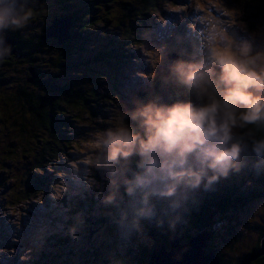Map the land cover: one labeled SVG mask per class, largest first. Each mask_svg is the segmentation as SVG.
I'll return each mask as SVG.
<instances>
[{
    "label": "trees",
    "instance_id": "obj_1",
    "mask_svg": "<svg viewBox=\"0 0 264 264\" xmlns=\"http://www.w3.org/2000/svg\"><path fill=\"white\" fill-rule=\"evenodd\" d=\"M162 3L174 4L176 0H34L31 6L36 9V14L29 21L28 28L22 31V34L9 30L10 35L16 40L13 46L14 53L1 60L0 65L8 64L14 67L17 63L29 65L24 70L23 86L14 87L15 83L11 81L13 72L0 81V86L6 82V89L15 88L13 93L0 92V121H11L12 124H17L16 127L11 125L9 129L6 123L0 127V130L4 128L6 132L9 130L14 132L10 141L0 144L2 158H0V167L12 172L4 161H13L12 156L9 155L11 152L15 154L19 152L21 158L29 160L28 171L26 170L27 172L25 171L19 178L21 185L17 190L16 202H25L40 196V203L46 204L44 213L46 218L53 223H62L58 216L52 215V212H58L57 208L63 205L66 197L62 194L61 198H58L60 200L53 203L52 208H47V200L54 198L52 194L56 187V178L53 173L49 174L48 169H53L56 161L63 156L69 159L74 157L75 154L71 152L73 150L81 152L84 141L88 142L83 133L78 134L76 122L89 130L102 132L114 120L123 118L131 122V115L139 108L132 102L122 101L118 86L114 82L109 92L99 95L94 89L95 79L93 84L73 88L57 75V69L67 67L79 70L85 64L95 69L96 65L100 68L105 63L106 66H114L112 71L114 75L111 74V77L116 81L115 76L120 73L118 70L122 71L123 66L131 65V61L125 58L123 49L129 50L133 46L134 50L142 45L139 34L134 32L147 29L144 18L150 12L164 13ZM109 16H114L116 20L110 19ZM54 18L65 19L69 24V35L64 42L47 35L46 29ZM106 21L110 23L104 25ZM117 28L122 29L119 32L121 35L114 32ZM104 29H110L111 34H115L118 39L110 40L111 37L109 39L105 37L107 32ZM95 32H99L101 37L109 40L108 43H103V48L106 44L108 49L95 50L94 39H92L95 37ZM47 50H50L47 57H43ZM84 51L90 53L88 58L81 56ZM17 54L23 56L17 59L19 58L16 57ZM186 54L189 52L184 48L177 62L181 60L187 62V58H184ZM35 64L38 66H34ZM14 67L11 69H15ZM78 70L77 76L80 78L81 73ZM107 77V74L98 71L97 78ZM165 77L167 76L164 75ZM166 80L169 79L166 78ZM176 80L180 81L178 78ZM162 82L164 83L159 76L153 77L151 80L153 89L151 91L147 90L150 87L138 89L137 98L157 105L189 98L190 91L176 85L177 82L173 81L174 88L170 86L166 89L168 94L166 100L169 101L160 100L157 97L162 94ZM93 102L94 105L102 102L109 109L118 106L121 111L117 116L114 115L116 119L111 118L110 111L105 112L101 107L95 108ZM100 119L101 121H98ZM71 127L75 128L74 131L70 130ZM249 129L252 132L246 139L245 135L242 133L240 135L243 143L245 141L251 145L253 139L264 135V128L250 126ZM5 131H3L4 134ZM45 135L47 137H44ZM32 143L41 145L37 146V149H31ZM106 154L107 149L104 158L92 156L87 159L90 165L96 168L95 170L90 167V185L86 189L82 187L86 191L84 197L87 201L78 200L77 210H72L77 212V220L84 217L83 221H79L83 224L79 223L78 226L73 224L76 218L73 212L68 210L66 217L69 216L67 219L70 223H62L65 228L63 234L58 233L53 238L56 246L60 241L65 248L68 247L67 250L71 249L65 252V259L72 261L73 255L77 256L74 254V248L77 247L79 239H83L86 247L91 248L88 251H91L93 255L92 259L86 261L87 264L91 261L92 264H135L133 260L137 264H150V255L158 242H163L168 247L172 236L178 235L180 242L183 243L189 242L200 232L214 231L212 237L208 239L204 252L216 254L221 264H264V252H259L264 239V228L259 229L256 241L249 248L241 244L240 241L243 238L239 237L238 232L236 236L232 232V225L243 215H252V209L247 208L255 205L254 202L258 201L257 209L264 211V157L252 153L249 159L241 158L243 163L241 167L249 173V184H245V179L235 168H230L227 178L219 177L217 181L210 184L207 183V179H204L206 182L202 184L203 186L188 188L191 191L205 189L200 191L197 197L191 198L190 203L182 205L180 211L173 212L170 207L176 205L169 203L172 202L170 199H167L169 201L167 202L164 197L153 194H148L145 198V190L131 183L134 175L143 171L137 166L139 157L133 156L131 163L126 164L123 161L119 163L108 161ZM93 179L98 181L99 186L93 184ZM29 181L34 185L30 187ZM240 185H244L245 188L242 189ZM71 187L68 188L66 185L65 195L70 194ZM129 187L132 188L131 193L127 191ZM189 193L190 196L193 195L192 192ZM99 200H103L102 205ZM134 210L141 214L140 218L143 222L135 219L139 217L132 213ZM220 220H224L227 224L220 227L222 224ZM122 224L139 227L140 239L135 248L129 244L125 246L123 240L117 236V229ZM222 227H230L229 232H226L230 237L229 240L218 236ZM87 236L92 237L86 239ZM217 237L220 238L214 243ZM119 246L126 248L125 260L120 254L121 251L118 250ZM235 249H238V255L235 254ZM57 254L56 252L55 257L52 258L53 255L50 256L49 252L46 250L43 252L44 257L53 260L59 257ZM234 254L237 261L230 263L231 256ZM44 261L51 263L46 258Z\"/></svg>",
    "mask_w": 264,
    "mask_h": 264
},
{
    "label": "rangeland",
    "instance_id": "obj_2",
    "mask_svg": "<svg viewBox=\"0 0 264 264\" xmlns=\"http://www.w3.org/2000/svg\"><path fill=\"white\" fill-rule=\"evenodd\" d=\"M161 7L163 8L162 12L164 13L153 11L144 18L148 31L146 29L145 31L134 32L135 34H139V37L142 40V45L134 50L133 46L129 50L126 48L123 49L125 58L131 61V65L129 67L123 66L121 69L122 71L118 70L120 73L115 76L116 81L115 78L112 79L111 77L114 66H106L105 63H103L100 68L96 65L95 69H91L89 64L83 65L79 68V70L77 68L61 67L57 69V75L62 77L71 87L73 86V88H80L82 85H90V83L93 84L95 79L96 83L94 84V89H96L97 94L99 93V95L104 92H109L114 82L118 86L120 92L119 95L121 96L122 101L132 102L136 107L141 109L144 105L148 104L149 101L137 98V91L138 89H147L148 87L150 88L147 90L151 91L153 89V87H151L153 84L151 83V80L155 76H159L164 81L161 86L162 94L157 97L160 100L167 99L168 94L166 89L170 86L174 88L173 81L177 82L176 85L188 90L187 86H184L182 83L179 84L181 81L178 82L176 80L177 78L179 79V76L174 70L178 64L177 61L181 56L180 49L183 50L185 48V51L189 52V54L184 55V58H187L186 63H198L204 61L206 56V45L211 40L213 33L218 31L219 28H228L229 32L237 35L240 42L251 41L253 51H256L259 47H264V0H176V3L174 4L162 3ZM162 14L163 16H161ZM110 19L116 20L114 16H111ZM233 21H235V24H233ZM108 23L110 22L106 21L104 25H107ZM29 25L30 24L28 22V25L24 29L17 31V33H21L26 30ZM59 26L61 33L63 32V27L66 25L64 23H60ZM100 28H102V26H100ZM104 30L107 32L105 37H108V39L109 37H111L110 40L118 39L115 34H111L110 29ZM120 31H122L120 28L114 30L115 33L121 35V33H119ZM190 31H193V35ZM172 32L175 34L173 37L168 38ZM1 34L4 37V33L2 32ZM57 35L60 34L57 33ZM94 36L95 37L92 39H94L93 43L96 51L104 48L105 50L108 49L106 44L103 48V43H108L109 40L101 37L99 32H95ZM190 36L193 37L190 39ZM49 37H55L57 39L60 38L56 35ZM11 48L12 46L2 45V48L0 47V53L5 54L10 51ZM49 51L50 50H47L43 57H47V53H49ZM173 53L178 55L177 60L168 58V55H172ZM83 55L84 58H88L90 53L88 51H84V54H81V56ZM22 56L23 55L21 54H17L16 57H19L17 59H20ZM161 57L163 58V61L160 60ZM39 58L44 59L42 57ZM191 59L194 60L190 61ZM182 62L183 61L181 60L180 63ZM28 66V64L25 65L22 63H17L15 67L11 65L9 66L8 64L0 65V81L2 79H6L13 72V78L11 81L15 83L14 87L17 88L19 86H23L24 70ZM34 66L38 65L35 64ZM12 67L15 69L12 70ZM76 69L81 73L80 78L77 76L79 73ZM43 70H45V68H43ZM98 71L107 74L108 77L104 79L97 78ZM164 75L167 77L164 78ZM166 78L169 80L167 81ZM5 84L0 86V92L2 93L6 91L7 93V91H9L10 93H13L15 88L6 89L5 86H7V84ZM190 98H192L191 93L189 94L188 99ZM93 106L95 108L101 107V109L105 112L110 111L112 114L110 117L115 119L116 117L114 115L117 116V114L121 111L118 106L109 109L102 102H99L98 105H94L93 102ZM98 121H101V119ZM117 121L118 120H114V122H110L105 129ZM4 123L8 125V129L11 125L15 127L17 125H14L15 123L12 124L11 121L6 122L2 120V122L0 121V127H2ZM76 125L79 130L78 134L83 133L88 142L84 141L85 143L82 144L81 152H76V150L71 152L75 154L74 157L69 159L68 157L63 156L56 161L53 169H48L49 174L53 173L56 178V187L54 188V192L52 194V197L56 200L54 198H50V200L46 199L48 202L47 208H52L53 203H57V201L60 200L58 198H61V195L63 194V197H66L63 205L57 208L58 212H52V215L58 216L60 221L62 223L65 222V224L70 223V220L67 219L69 216L66 217L68 210H77L76 204L79 203V201H87L84 197V192L86 191L83 190V188L86 189L88 188V185H90L89 174L91 168L93 167L96 170L95 166L90 165L87 159L92 156L98 158L102 156V158H104L105 150L107 149L106 146L97 147V143L101 141V137L103 136L105 129L102 132H96L81 126L77 122ZM3 129L0 130V144L10 141L14 136L13 130L6 132ZM74 129L75 128L72 127L70 128L71 131H74ZM3 131H5V134ZM250 132L252 131L249 128L234 130V139L238 140L242 146H244V150L241 154V158L244 159H246V157L247 159L251 158L252 151L251 145L245 141L243 143V140L241 139L242 136L240 135H245L246 139ZM16 133L17 132H15V134ZM44 137H47V135ZM40 145L41 144L32 143L30 147L31 149H37V146ZM9 155L12 156L13 161H4L12 172H10L7 168L0 167V264H47L48 261H44L45 258L51 261V263L48 264H87L86 261L92 259L93 255L91 251H88L91 248L86 247L83 239H79L77 247L74 248V254H77V256L73 255L72 261L65 259V252L71 249L67 250L68 247L66 246L67 248H65L64 244L60 241H58L57 246L54 244L55 242L53 238L56 237L58 233L63 234L65 229L64 224L60 222L53 223L52 220L46 218V215H44L46 211V204L40 203V196L30 198L25 202L15 201V198L17 199V190L21 185L19 178L26 170L28 171L27 168L29 167V160L21 158L19 152L18 154L11 152ZM235 163H237L239 169L236 171L245 179V184H249V173L241 167V165H243L241 159ZM209 175H211V173H209ZM66 179L67 181L65 182ZM206 181L202 179L198 186H203L202 184ZM28 183H31V181ZM93 184L99 186L98 181H94V179ZM32 185H34L33 182L30 184V187ZM66 185L68 188L69 186L72 187L70 194L65 195L67 192H64ZM240 186L242 189L245 188L244 185ZM203 189H193L192 191L184 189L178 195L164 198L166 200L170 199L172 202H169L168 200L167 202L174 203L176 205L175 207L170 208L173 212H177L181 210L183 207L182 205L190 203L191 198L197 197L198 193L203 191ZM189 192H192L193 195L190 196ZM99 201L100 205H102L103 200ZM254 203L255 205L247 208L248 210L252 209V215L241 214L243 215L241 219L232 225V232L235 233V236L237 235V232L239 233V237L243 238L240 242H242L241 244H244L245 248H249L254 244L258 237L259 229L264 228V211L257 209L259 206L258 201ZM132 213L139 217V219H135L141 220V214L139 212L134 210ZM73 214L76 218L74 219L73 224L76 226H78L79 223L83 224L79 221H83L84 217L77 220V212H73ZM141 221L143 222V219ZM247 221L249 223H247ZM220 222L222 223L220 227L223 224H227L224 220H220ZM223 228L224 227H222V231H220L218 236L229 240L230 237L226 232H229L228 230H230V227ZM119 229L120 230L117 231V236L123 240L125 246L126 244H129L135 248L140 239L139 227L125 224L124 227L121 226ZM74 234L79 236L76 232H74ZM90 237L92 236H87L85 238L88 239ZM220 237H217V240H214L213 242H217ZM218 245L221 248V244L219 243ZM45 250L50 253V256L53 255L51 256L52 258L55 257L54 255L56 252L59 257L55 260L44 257L43 252ZM118 250L121 251L120 254L125 260L126 248H120L119 246ZM237 250L235 249L234 251L235 254L237 253L236 255L239 254ZM223 252L224 248L222 250V253ZM235 254L231 256L232 258L230 263L237 261ZM128 261L131 262L132 260ZM132 262L137 264L135 260ZM90 264H92V261Z\"/></svg>",
    "mask_w": 264,
    "mask_h": 264
},
{
    "label": "clouds",
    "instance_id": "obj_3",
    "mask_svg": "<svg viewBox=\"0 0 264 264\" xmlns=\"http://www.w3.org/2000/svg\"><path fill=\"white\" fill-rule=\"evenodd\" d=\"M35 14L27 0H0V30L20 31ZM174 70L191 99L149 102L131 122L120 118L105 129L97 143L107 147L108 161L140 158L143 171L131 183L145 190V198L172 197L202 179L227 178L230 168L239 170L235 162L244 150L234 130L264 128V47L253 51L251 41L240 42L221 27L206 45L204 61L178 63ZM251 151L264 157V135L252 140Z\"/></svg>",
    "mask_w": 264,
    "mask_h": 264
},
{
    "label": "water",
    "instance_id": "obj_4",
    "mask_svg": "<svg viewBox=\"0 0 264 264\" xmlns=\"http://www.w3.org/2000/svg\"><path fill=\"white\" fill-rule=\"evenodd\" d=\"M34 0H27V4L31 6ZM64 23L63 32L60 33L59 24ZM48 35L58 36L59 40L64 42L69 35V24L65 19L54 18L51 24L46 29ZM4 33V37L1 33ZM59 33L60 35H57ZM16 40L12 38L9 33V29L5 28L0 30V47L2 45L12 46L11 50L5 54L0 53V61L7 58L14 53L13 46ZM4 48V47H3ZM10 49L9 47H7ZM214 231H205L196 234L190 239L189 242H180L179 236H172L169 240V246L165 243L158 242L154 246V250L150 255V264H221L218 257L213 252H204V248L207 246L208 239L212 237ZM264 252V239L262 240L261 251Z\"/></svg>",
    "mask_w": 264,
    "mask_h": 264
},
{
    "label": "bare ground",
    "instance_id": "obj_5",
    "mask_svg": "<svg viewBox=\"0 0 264 264\" xmlns=\"http://www.w3.org/2000/svg\"><path fill=\"white\" fill-rule=\"evenodd\" d=\"M180 41V40H179ZM189 46V45H188ZM190 57V56H189ZM185 86V85H184ZM178 97V96H177Z\"/></svg>",
    "mask_w": 264,
    "mask_h": 264
},
{
    "label": "snow or ice",
    "instance_id": "obj_6",
    "mask_svg": "<svg viewBox=\"0 0 264 264\" xmlns=\"http://www.w3.org/2000/svg\"><path fill=\"white\" fill-rule=\"evenodd\" d=\"M149 54H151V53H149Z\"/></svg>",
    "mask_w": 264,
    "mask_h": 264
}]
</instances>
